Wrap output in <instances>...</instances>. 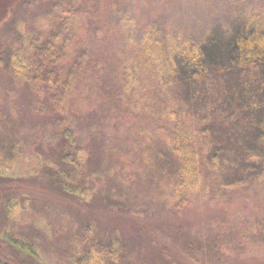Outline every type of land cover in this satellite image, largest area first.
Returning <instances> with one entry per match:
<instances>
[{
  "label": "trees",
  "instance_id": "16d2710c",
  "mask_svg": "<svg viewBox=\"0 0 264 264\" xmlns=\"http://www.w3.org/2000/svg\"><path fill=\"white\" fill-rule=\"evenodd\" d=\"M88 1L52 2L46 15L50 19L49 24L57 22V28L45 40L27 29L13 39L7 54H0L11 75L31 86L36 97V112L45 118L51 129L54 140L44 145H48V149L53 146L57 155L53 156L56 160L52 162L53 167L44 172L67 193L88 203L97 201L103 192L128 185L130 177H120L123 175V159L120 157L117 164L113 160L121 150L129 151V134L125 139L121 135L123 140H114L113 134L103 130L94 133L91 125L96 121L112 120L103 118L102 111L109 101L115 99L122 103L121 99L126 100L128 93L135 90L139 78H147L148 74L138 72L142 70L143 62H147L149 75L152 73V78L158 79L157 87L165 91L173 89L178 107L188 106L190 110H179L177 104L169 105L168 114L174 121L171 134L163 138L161 146L150 152L152 163L159 164L155 166L162 174H167L170 189L165 202L167 206L180 213L193 203V196L199 191L207 194L218 189L224 193L249 181L264 183V3L257 5L256 0H227L235 7L241 3V7L215 29L187 38L163 30L159 22H151L144 29L132 16H124L123 25L133 28L124 36V47L119 51L115 64L119 71L112 75L114 79L107 88L108 95L98 96L95 88L100 82L94 81L101 77L100 66L104 60L78 51L76 44L89 15L87 25H98L104 21L99 12V1L94 0L96 10L92 12ZM143 4L147 5L146 2ZM70 55L73 59L66 64L65 60ZM210 84L218 89V93H214L217 100L214 97L211 100L212 97L207 95ZM228 102L233 113L224 112L207 119L213 104L221 111ZM218 111V108L214 109L213 113ZM187 112H194L198 125L192 123ZM117 113L116 109L115 115ZM235 115L236 118L232 119ZM94 137L103 146L112 142L110 155L105 161H97V157H93L90 142ZM38 146L40 143L30 154L43 157ZM17 149L19 144L11 145L10 155ZM24 206V198L11 197L3 205L7 219L10 222L19 219ZM91 220L95 222L94 217ZM82 225V233L78 232L79 242L74 244L69 254L65 250L63 260L72 264H132L127 258L128 248L121 239L98 237L94 224ZM52 227L50 222L48 230ZM47 232L37 236L47 238ZM2 239L23 252L25 258L27 255L39 257V243L17 235L8 226L2 232ZM174 246L178 250L183 248L185 257L188 255L196 260L195 250L199 246L195 239L184 243L177 241ZM212 248L221 251L219 244ZM225 252V247H222L223 258L229 257ZM12 257H0V264H25L21 260H11Z\"/></svg>",
  "mask_w": 264,
  "mask_h": 264
},
{
  "label": "rangeland",
  "instance_id": "374dc122",
  "mask_svg": "<svg viewBox=\"0 0 264 264\" xmlns=\"http://www.w3.org/2000/svg\"><path fill=\"white\" fill-rule=\"evenodd\" d=\"M55 1L0 0V54H7L13 39L27 29L45 40L57 28V22L49 24L50 19L46 15ZM98 1L104 21L98 25H87L89 15L86 25H83L84 32L76 42L78 51L104 60L100 66L101 77L94 81L100 82L95 88L98 96L108 95L107 88L114 79L112 75L119 71L115 64L119 51L124 47V36L133 28L123 25L124 16H132L144 29L151 22H159L163 30L187 38L215 29L241 7V3L235 7L227 0ZM256 1L257 5L264 3V0ZM88 2L91 12L95 11L94 0ZM72 59L70 55L65 63H71ZM143 63L142 70L138 72L148 74L147 78H139L135 90L128 93L126 100L121 99L122 103L114 99L102 111L103 118L110 117L112 120L96 121L91 125L94 133L103 130L113 134L114 140H123L121 135L125 139L128 136L125 135L129 134V151L121 150L113 160L117 164L120 157L123 159V175L120 174V177H130L127 179L129 183L125 188L103 192L97 201L88 203L67 193L44 172L53 167L52 162L56 161L53 156L57 155L53 146L48 149V145H44L54 140L51 129L45 118L36 112V97L31 86L12 76L0 55V146L3 151L0 149V257L13 255L11 260H21L25 264H72L63 260L65 256L62 258V255L65 250L69 254L74 244L79 242L78 232L82 233V224L91 223L95 225L98 237L121 239L128 248L127 258L132 264H164L165 261V264H264V183L249 181L224 193L218 189L205 191L207 194L199 191L193 196V203L180 213L174 212L165 203L170 196L167 174H162L155 166L159 164L152 163L150 152L161 146L163 138L171 134L174 121L170 119L168 107L178 101L173 89L165 91L157 87L158 79H153L152 73V76L149 75L147 62ZM209 90L207 95L212 97L211 100L213 97L217 100L215 94L218 89L210 84ZM84 97L88 99L87 95ZM187 101L190 102L189 99ZM217 105L210 107L207 119L224 112L233 113L230 102L224 104L221 111ZM176 106L179 110H189L188 106ZM216 106L219 111L214 114ZM187 113L192 123L198 125L194 112ZM114 121L115 124H112ZM96 138L101 141L98 136ZM96 138L90 142L93 157H97V161H105L110 155L112 142L103 146L102 141ZM38 143L43 157L30 154ZM13 144H19V150L10 155ZM11 197L25 200V210L19 212L20 218L15 222L7 219L3 207ZM50 222L53 227L48 230ZM6 226L17 235L38 242L39 257L27 255L25 258L23 252L6 244L2 239ZM46 231L47 238L37 236ZM194 239L199 246L195 250L197 261L188 255L185 257L183 248L178 250L174 246V242L184 243ZM215 244H219L221 251L225 247L228 262L227 258H223L224 253L218 251L219 247L218 250L212 248Z\"/></svg>",
  "mask_w": 264,
  "mask_h": 264
}]
</instances>
